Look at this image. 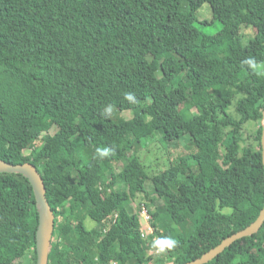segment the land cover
<instances>
[{
  "label": "trees",
  "instance_id": "trees-1",
  "mask_svg": "<svg viewBox=\"0 0 264 264\" xmlns=\"http://www.w3.org/2000/svg\"><path fill=\"white\" fill-rule=\"evenodd\" d=\"M263 110L264 0H0V159L42 176L48 264H184L248 227L264 206ZM156 133L170 147L188 137L191 151L149 176L133 149ZM139 194L151 233L127 207ZM162 208L175 226L189 219V234L160 225ZM37 226L27 178L0 173V264H36ZM161 235L177 246L159 253ZM207 264H264V223Z\"/></svg>",
  "mask_w": 264,
  "mask_h": 264
},
{
  "label": "rangeland",
  "instance_id": "rangeland-1",
  "mask_svg": "<svg viewBox=\"0 0 264 264\" xmlns=\"http://www.w3.org/2000/svg\"><path fill=\"white\" fill-rule=\"evenodd\" d=\"M199 19H208L209 21L212 20L211 16V9L208 4H204L200 10L198 11ZM221 29V25L219 23H215L209 25L204 28V32L206 34H214L217 33ZM247 35L252 33V30L246 31ZM247 39V37H245ZM169 102L167 100H163L161 104L156 107V111L158 115L161 117H168L170 118L174 113L169 107ZM233 113V110H230ZM121 116L129 117L132 114L130 112H122L120 113ZM260 123L249 121L243 125V136L247 138L249 142H253V136L256 133ZM262 125V123H261ZM161 134L156 133L153 139L145 140L142 139L138 145H135L133 152L136 154L138 159L141 161V164L145 166L146 172L149 176L154 174H158L161 171L165 170L169 167L170 163L177 160L179 157H182L185 153L187 154L191 151V146L189 144V138L184 137L178 143V147H170L165 142H162L160 139ZM219 155L221 156V151L219 150ZM118 171V170H116ZM147 189H150V182H146ZM183 185L180 186V189L183 191H188L187 187L183 189ZM144 200L141 194L137 195L135 199L129 200L127 207L130 208L131 214H136L135 212H141V207L144 206ZM158 204L161 205L162 201L159 200ZM150 209L154 211L155 207L150 206ZM139 219V217H138ZM140 220L141 226L147 231L151 226L152 218H148L146 221L145 219ZM160 225H171L175 228V235L179 233L189 234L192 229L191 223L188 219L185 225L183 226H175L167 217V213L163 212V208L161 209L160 217H159ZM85 226L88 229L96 228L98 225L91 221L90 219L85 220ZM29 257L26 256L25 258L16 261L15 264H28Z\"/></svg>",
  "mask_w": 264,
  "mask_h": 264
},
{
  "label": "water",
  "instance_id": "water-1",
  "mask_svg": "<svg viewBox=\"0 0 264 264\" xmlns=\"http://www.w3.org/2000/svg\"><path fill=\"white\" fill-rule=\"evenodd\" d=\"M261 154L264 169V110L262 113ZM0 173L21 174L27 178L31 184L38 208V226L35 235L36 264H48L49 250L54 229V214L46 199V188L41 174L39 173L37 167L29 162L12 164L2 159H0ZM263 223L264 206L257 219L248 227L226 237L218 245L211 248L200 257L184 264H207L236 240L251 236L259 231Z\"/></svg>",
  "mask_w": 264,
  "mask_h": 264
},
{
  "label": "clouds",
  "instance_id": "clouds-1",
  "mask_svg": "<svg viewBox=\"0 0 264 264\" xmlns=\"http://www.w3.org/2000/svg\"><path fill=\"white\" fill-rule=\"evenodd\" d=\"M245 65H247L249 68L253 70H260V65L257 63L255 58H248L243 61ZM124 99L128 101L129 103H135L136 97L135 94L132 92H127L124 95ZM112 113V107L108 106L103 110L104 116H110ZM112 150L110 148L104 147V148H97L96 153L99 158H105L108 157L111 154ZM178 244V241L171 237V236H165L161 235L156 237L151 244V247L156 249L159 253H164L166 250L174 249Z\"/></svg>",
  "mask_w": 264,
  "mask_h": 264
},
{
  "label": "built area",
  "instance_id": "built-area-1",
  "mask_svg": "<svg viewBox=\"0 0 264 264\" xmlns=\"http://www.w3.org/2000/svg\"><path fill=\"white\" fill-rule=\"evenodd\" d=\"M138 215L140 218L145 219V221L148 219V215H147V212L145 211V209L141 210V212H138ZM151 232H152V230H151V228H149L147 230V233H151ZM111 264H116V263L112 262Z\"/></svg>",
  "mask_w": 264,
  "mask_h": 264
}]
</instances>
